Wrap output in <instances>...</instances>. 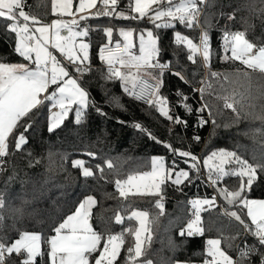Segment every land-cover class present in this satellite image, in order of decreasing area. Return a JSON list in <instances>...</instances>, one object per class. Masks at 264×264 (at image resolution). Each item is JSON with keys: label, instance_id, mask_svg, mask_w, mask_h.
<instances>
[{"label": "trees", "instance_id": "16d2710c", "mask_svg": "<svg viewBox=\"0 0 264 264\" xmlns=\"http://www.w3.org/2000/svg\"><path fill=\"white\" fill-rule=\"evenodd\" d=\"M132 3V0H131ZM130 0H119L117 10L131 11ZM87 14L88 20H82L89 28L86 39L90 43L91 61L99 64L98 49L101 45L121 42L115 33L109 38L105 29H115L119 24H128L142 30L152 28L159 38V46L162 48L161 62H170L173 69L183 67L186 77L191 84H186L170 72L164 74V86L162 95L168 97L171 103L172 113H175L174 103L178 100L177 89L184 94H191L193 87L199 84L204 75V66L199 62L193 64L187 60V50L182 45H177L174 32L194 38L196 42L200 35V27L186 29L176 23L175 29H155L153 24L143 19H123L116 15L96 16L102 5ZM25 11L37 21H51L54 18L51 0H25ZM223 13V15H222ZM235 13V18L228 16ZM5 21L0 20V62H22L13 49L15 47V34L9 35L5 31ZM203 29H207L211 38L213 50L211 68L220 73H234L235 69L244 70L239 61H225L222 59V36L225 26L231 31H245L247 39L257 47L264 46V0H208L203 6L200 16ZM106 69L94 66L81 78L82 86L89 92V101H94L96 106L106 115H100L95 108H89L84 122L76 125L73 122L74 114L69 113L61 128L54 133L48 132V109H42V115L37 114L31 121L32 127L26 135L28 144L24 150H15L14 141L9 138V155L2 158L5 163L0 171V192L4 193L5 204L0 212L3 213V226L0 228V236L7 237L5 242H11L18 238L19 232L35 231L42 236L43 258H37V264H50L47 256L49 245L45 242L54 234V227L67 218L78 207L87 195L96 197V204L92 208L91 223L96 231L110 230L117 234L127 228H136L135 220L129 221L127 217L134 209L146 210L150 219L156 216L160 209L155 207L158 197L141 196L139 194L128 195L126 198L119 195L116 188V180L127 178L146 170L150 166L153 155L165 157L168 165L175 159L179 167L185 165L179 156H173L171 150L151 139L145 132L135 128L134 123H140L144 128L161 142L170 144L178 150H190L197 156L205 157L213 150L224 149L235 151L241 159L247 160L253 166L264 165V123L253 117L236 121V115L230 109L223 107V101L217 100V94H223L220 82L211 78L212 87L206 91L204 100L207 101L213 112L218 127L212 128L206 137V130L199 131V142L193 139L194 132L190 125L173 122L162 117L155 108L140 102L123 91L120 81H106L103 74ZM78 75V74H76ZM252 75V94L256 95V86L264 83L258 72ZM230 91L235 90L237 99L241 93L247 96L248 84H225ZM245 106L255 104L254 109L245 107L246 111L259 113L264 105V98L241 101ZM118 105H123V108ZM237 110H240L238 104ZM121 121L123 123H121ZM227 125V127H225ZM256 129L261 131L257 132ZM24 131L18 129L16 134ZM31 155H28V153ZM93 153V156L86 155ZM78 157L84 158L87 166L93 168L94 177L87 180L81 175V170L74 168L72 161ZM112 163V168L107 167V162ZM100 164L104 171L95 168ZM234 165H228V168ZM192 175V173H190ZM258 180L252 190L247 193L251 198H264V173L257 170ZM9 177L13 179L9 180ZM246 179V178H245ZM223 180V181H222ZM222 182L230 187L240 183L239 177H224ZM218 186V185H217ZM164 199L163 214L151 226L152 241L146 246V256L140 259H150L152 264H174L176 261L203 262L206 259V241L210 238L221 239V247L233 258H238V248L245 245L257 244L256 238L239 225L234 219L224 215V210L239 211L235 206L224 205L207 207V211L201 212V218L205 227L204 235L181 236L180 231L185 228L192 218V197L213 196L214 190L210 189L203 179L193 183L185 181L177 190L176 186L167 182L162 186ZM217 189V187H216ZM26 202V203H25ZM16 208H22V218L14 219ZM246 209L243 210L246 223L251 224L246 217ZM124 217L122 224L115 222V216ZM15 224V227L13 225ZM254 230V226H251ZM210 229V230H209ZM19 230V232L17 231ZM134 244V236L125 234V244L121 250L118 264H124L126 249ZM231 245V247H229ZM264 248H260L257 254L250 257L251 264H260ZM20 258L16 255L7 259L6 264H19Z\"/></svg>", "mask_w": 264, "mask_h": 264}, {"label": "snow or ice", "instance_id": "6c2138e0", "mask_svg": "<svg viewBox=\"0 0 264 264\" xmlns=\"http://www.w3.org/2000/svg\"><path fill=\"white\" fill-rule=\"evenodd\" d=\"M96 2L97 0H79L76 10L83 13L86 9L96 7ZM101 3L102 8L95 13L96 16L116 15L123 19H146L155 29H175L176 23L183 25L186 29H194L200 26L199 18L208 0H134V5L130 0V10L138 16H129L122 9L117 12L119 0H101ZM24 4L25 0H0V20L6 22L4 27L9 35L15 34L13 51L28 62H0V171H3L2 166L5 163L2 158L9 155V138L11 137L14 141L15 150H24L29 142L26 133L32 127L31 121L37 114H43L42 109L47 108L50 113L47 117L50 134L61 128L68 119L69 113L74 114L73 122L76 125L84 122L89 108H95V111L102 116L106 115L94 101H89V92L80 82V78L91 70L90 65L85 63L89 61V45L84 42L77 45V38L86 37L89 32L87 26L81 28L79 20H86L88 17L81 15L79 20L58 18L51 24L30 27V20L32 25L37 24L38 21L23 10ZM72 8V0H52L53 13L59 11L61 16L71 15ZM234 18L235 13L228 16L229 20ZM62 29L67 30V35H61ZM105 32L108 37L112 36L111 28L105 29ZM119 35L124 38L123 54L109 52L104 55L103 48L99 53L100 60L107 66V71L102 78L106 81H120L123 91L129 96L155 108L162 117L174 124L187 127V121L179 114L172 113L168 98L161 94L165 72H170L184 83L191 84L185 75L184 68L179 67L174 70L170 62H161L162 48L158 46L159 38L158 35H154L153 30H147L146 36L144 32H141L138 54L131 51L133 44L129 38L133 35V30L120 29ZM174 39L177 45H182L187 50L188 61L196 64L199 58V62L206 68V77L201 80L204 86L199 89L193 87V93H200L203 101L206 91L212 87L208 78H215L217 82H220L222 78L223 83L220 86L223 94H217L216 99L223 101L225 109L235 113V122H239L243 112V118L253 117L264 123V105L261 106V112L254 113L246 111L245 107L254 109L255 104L249 103L245 106L241 103L246 99L264 98V83L256 86L255 96L251 91V73L258 72L261 80H264V46L257 47L250 42L247 39L246 30L229 32L225 26L222 36L225 54L222 59L239 61L245 67L244 70L236 69L234 73H220L211 69L213 50L207 29H201L198 42L194 38L182 35L179 31L174 32ZM50 49L59 52L60 57L67 63L58 59ZM229 51L231 55L227 54ZM245 81L248 84L247 96L241 93L239 100L236 98L237 93L234 89L230 91L224 87L225 84H238ZM176 95L177 106L182 107L188 115L195 113L197 128L208 124L209 119L214 127L219 126L207 101L194 109L192 103L188 102L189 97L182 91L177 89ZM238 104L239 111L236 107ZM118 106L123 108V105ZM206 110L208 118L203 115ZM133 126L145 132L156 142L164 143L173 156L184 158L182 162L188 166L187 169L179 168V162L175 159L166 167L163 157H155L151 160V171L129 175L126 180H116V188L121 197L126 198L134 189V194L158 197L155 200V207L160 209V212L151 219L147 211H132L127 219L135 220L138 227L134 229L130 227L117 234L111 233L110 230H94L90 220L91 209L96 204V200L93 196L87 195L79 202L73 214L67 215L66 219L54 227L55 234L45 241L49 245L47 256L50 264H118L126 233L134 236V244L126 249L124 264H152L150 259L140 258L146 256V246L151 244V226L157 222L159 215L163 214L164 188L162 186L170 181L177 190H181L179 186L185 181L193 183L203 177L198 157L190 150H178L166 142L159 141L140 123H134ZM20 128L24 131L17 135L16 132ZM193 139L199 142L200 137L194 134ZM28 155L31 153L29 152ZM86 155L94 154L86 153ZM72 165L81 170L85 180L95 175L93 168L86 166L84 160H73ZM203 165L207 168V182L213 186L214 191L224 177L240 178L238 188L233 190L226 187L220 188L217 194L222 196L229 206L239 209V211H229L226 208L223 214L237 221L257 240L255 245L238 248V258L234 260L222 249L221 239H208L206 241L207 258L204 259L203 264H251L250 257L257 254L260 248H264V200L250 199L247 193L252 190L254 183L258 180L257 170L264 173V165L253 166L247 160L241 159L235 151L224 149L211 151L203 160ZM226 165H234V167L226 168ZM107 167L109 169L113 167L110 161L107 162ZM95 168L103 175L104 169L100 164H97ZM11 179L13 177H9V180ZM215 202L216 196L211 199L191 200L192 218L187 222L186 227L181 229L180 235L182 237L204 235L205 227L201 212L208 210L203 207L204 205H208V208L215 207ZM4 204V193L0 192V209H3ZM244 209L247 210L246 217L250 218V225L244 218ZM14 211L17 214L14 219L23 217L22 208H16ZM3 220V213L0 212V228L3 226ZM115 222L122 224L124 217L117 214ZM251 226H254V230ZM6 240L7 237L0 236V264H6L7 259L13 255L20 258L19 264H37V258H43L45 255L41 249L42 236L35 232L25 230L19 232L18 238L11 242H5ZM260 255V264H264V253Z\"/></svg>", "mask_w": 264, "mask_h": 264}, {"label": "rangeland", "instance_id": "374dc122", "mask_svg": "<svg viewBox=\"0 0 264 264\" xmlns=\"http://www.w3.org/2000/svg\"><path fill=\"white\" fill-rule=\"evenodd\" d=\"M72 3H73V8H72V14L71 15H64V16H61L60 15V13H59V11H57L56 13H54V18L51 20V21H38V23L37 24H35V25H32V22H31V20L29 21V24H30V27H38V26H41L42 24H51V22L53 21V20H55V19H64V20H71V19H73L72 18V16H74L75 14H85V16H86V14H91L92 13V11L93 10H95V9H97L98 7H100L99 6V4L100 5H102L101 4V0H97V2H96V7H94V8H90V9H86L83 13H81V12H78L76 9L78 8V6H79V0H72ZM132 4L134 5V0H132ZM51 6H52V0H51ZM23 10L25 11V9L23 8ZM121 10V9H120ZM123 10V9H122ZM119 10H117V12H118ZM125 11V13L127 14V15H129V16H138V14H136V13H133V12H131V11H127V10H124ZM26 12V11H25ZM27 13V12H26ZM30 17H32V16H30ZM117 17V16H116ZM79 18L80 17H78V18H75V19H77V20H79ZM86 20H88V19H86ZM146 20V19H145ZM80 22H82V20H79ZM80 22H79V24H80ZM80 26H81V28H83V27H85L86 25H82V24H80ZM109 28H111L112 29V35H113V33L114 32H116L115 33V36H118V39L121 41V42H123L124 43V38L122 37V36H120L119 35V32H120V29H124V30H129V29H131V30H133V35L129 38L130 40H131V42H132V44H133V47H132V49H131V51L133 52V53H136V54H138V48H139V37H140V34H141V32H144V34H145V36H146V31L147 30H153L152 28H145V29H140V30H136V28L135 27H133V26H131V25H128V24H119L115 29H113L112 27H109ZM75 30H80V29H75ZM153 32H154V30H153ZM37 35H39L38 33H37ZM61 35H67V30L66 29H62L61 30ZM154 35H156L155 34V32H154ZM110 38V37H109ZM110 41V39L108 40V43H110L109 42ZM80 42H84V43H87L88 45H89V49H88V53H89V61H91V54H90V43H89V41L86 39V37H78L77 38V45L80 43ZM222 45H224V41H222ZM158 46H159V40H158ZM51 51H53V53L58 57V59H61L62 60V62L63 63H67V61L66 60H64L62 57H60V54H59V52H57L55 49H50ZM78 50V49H77ZM225 54V52H224V47H223V55ZM228 55H231V53H230V51L227 53ZM223 55H222V57H223ZM92 62V61H91ZM15 63H20V62H15ZM23 63H28L27 61H24ZM93 63V62H92ZM242 65V64H241ZM243 67H245L244 65H242ZM216 70V69H215ZM236 70V69H235ZM216 72H218V70H216ZM53 111H58V109H53ZM49 115H50V113H49ZM218 150H220V149H218ZM196 156H197V154H195ZM209 155V154H208ZM207 155V156H208ZM207 156H205V157H202V156H197L199 159H201L202 160V163H203V160L207 157ZM155 157H163V156H161V155H153L152 157H151V160H152V158H155ZM164 158V161H165V165H166V167L168 166V163L166 162V159H165V157H163ZM76 159H81V160H84V158H82V157H78V158H76ZM76 159H74V160H76ZM181 159H184V158H181ZM85 161V160H84ZM86 166H87V164H86ZM187 167L188 166H182V167H179V168H182V169H187ZM226 168H228V165H226ZM146 171H151V161H150V166H149V168L148 169H146V170H143V171H140V172H137V173H134V174H130V175H137V174H140V173H143V172H146ZM174 178V177H173ZM127 178H125V179H122V180H126ZM224 179V178H223ZM223 181V180H222ZM220 182L219 184H218V186H216L217 187V190H215V192H213V196H216V198L217 197H219V199L218 200H220V203L223 205L224 203L225 204H227V202L224 200V198L222 197V196H219L217 193H218V190L220 189V188H228L229 190H233V189H236V188H238L239 187V184L237 185V186H235V187H230L229 185H227V183H225V182ZM134 192H135V190L133 189L131 192H129V194L128 195H132V194H134ZM216 194V195H215ZM91 196H93V195H91ZM213 196H205V197H200V196H195V197H192L191 198V200H194V199H204V198H208V199H211ZM94 197V199L96 200V197L95 196H93ZM248 198H250V199H257V200H264V198H251V197H248ZM190 200V201H191ZM216 203H217V201L215 202V205H216ZM228 205V204H227ZM205 206H208V205H204L203 207H205ZM229 206V205H228ZM192 207V206H191ZM223 207H224V205H223ZM225 209V208H224ZM223 209V210H224ZM193 210V209H192ZM133 211H146V210H142V209H134ZM91 212H92V209H91ZM74 212H72L71 214H73ZM70 214V215H71ZM90 223H91V220H90ZM92 224V223H91ZM137 227H138V223H137ZM32 232H35V231H32ZM35 233H37V234H40V233H38V232H35ZM55 234V233H54ZM53 234V235H54ZM41 235V234H40ZM210 239H219V238H210ZM41 249H42V241H41ZM223 249V248H222ZM229 254V253H228ZM230 255V254H229ZM234 260L236 259V258H233ZM176 262H180V264H203V262H189V261H176ZM176 262L174 263V264H176Z\"/></svg>", "mask_w": 264, "mask_h": 264}, {"label": "built area", "instance_id": "2783aa9c", "mask_svg": "<svg viewBox=\"0 0 264 264\" xmlns=\"http://www.w3.org/2000/svg\"><path fill=\"white\" fill-rule=\"evenodd\" d=\"M199 22H200V18H199ZM199 27H200V34H201V29L203 28L201 23H200ZM209 38H210V36H209ZM210 45H211V38H210ZM102 48H103V51H104V55H107L109 52H112L113 54H123V52H124V43L123 42H119V46H117V43H107V44L101 45L99 47V49H98V56H99V53H100ZM85 63L90 65V69L93 68L94 66H101V67H104L107 70L106 64L104 62H102L101 60H100L99 64H93L91 61H87ZM117 67H119L118 64H117ZM212 71H216V70L212 69ZM205 77H206V68L204 67L203 78H205ZM208 82L211 84V78L210 77L208 78ZM203 86L204 85L200 82L199 84L195 85L194 87L199 89V88H201ZM161 94H162V88H161ZM185 95H187L189 97V101L188 102L192 103L194 109L196 107H199L200 104L205 101L204 98H203V101L201 100L200 93H198V92L193 93V91H192L191 94H185ZM168 101H169V105L171 106L169 98H168ZM140 102H143V101H140ZM143 103H145V102H143ZM177 105H178V100L174 103V107H175V109H174L175 113L174 114H179V116L181 118L186 120L187 121V125H190L192 127L194 134L199 135V133H198L199 131L206 130V132H207L206 137H207V135L209 134V132L213 128V124L211 123V120L209 119V123L204 125L203 127L197 128L195 126V124H196V115H195V113H193L192 115H188L184 111V109L182 107H179ZM203 115L205 116V118H208L207 110L203 113ZM199 155H200V153H199ZM198 161H199V163L201 165V176L203 177V181L205 182V184L210 189L214 190L213 186L210 185L207 182V168L203 165L201 159L198 158ZM218 199H219V197L216 198L217 203H216L215 206H220L222 209H224L223 205L220 203V200H218Z\"/></svg>", "mask_w": 264, "mask_h": 264}, {"label": "crops", "instance_id": "0c3cea01", "mask_svg": "<svg viewBox=\"0 0 264 264\" xmlns=\"http://www.w3.org/2000/svg\"><path fill=\"white\" fill-rule=\"evenodd\" d=\"M81 15H83V14H75L74 16H72V18H78V17H80ZM85 15V14H84ZM87 15V14H86ZM80 22V21H79ZM80 24H82L81 22H80ZM82 25H85V24H82ZM22 62H24V61H22ZM5 63H15V62H5ZM73 72H74V69H73ZM208 206H205L204 208H207Z\"/></svg>", "mask_w": 264, "mask_h": 264}]
</instances>
